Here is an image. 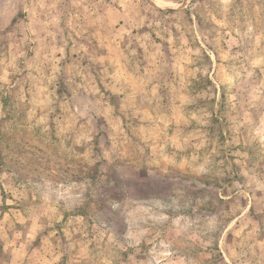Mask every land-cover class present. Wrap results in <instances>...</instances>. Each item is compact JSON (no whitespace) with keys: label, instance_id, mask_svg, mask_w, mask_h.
I'll return each mask as SVG.
<instances>
[{"label":"rangeland","instance_id":"374dc122","mask_svg":"<svg viewBox=\"0 0 264 264\" xmlns=\"http://www.w3.org/2000/svg\"><path fill=\"white\" fill-rule=\"evenodd\" d=\"M0 0V264H264V0Z\"/></svg>","mask_w":264,"mask_h":264},{"label":"bare ground","instance_id":"6f19581e","mask_svg":"<svg viewBox=\"0 0 264 264\" xmlns=\"http://www.w3.org/2000/svg\"><path fill=\"white\" fill-rule=\"evenodd\" d=\"M153 1L158 3V4H163V2L161 0H153Z\"/></svg>","mask_w":264,"mask_h":264}]
</instances>
